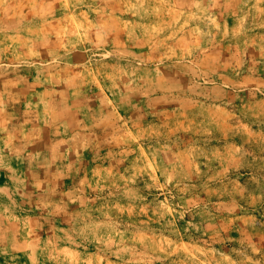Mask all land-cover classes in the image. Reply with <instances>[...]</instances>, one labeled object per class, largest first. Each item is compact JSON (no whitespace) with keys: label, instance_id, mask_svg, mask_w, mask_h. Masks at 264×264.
Masks as SVG:
<instances>
[{"label":"rangeland","instance_id":"1","mask_svg":"<svg viewBox=\"0 0 264 264\" xmlns=\"http://www.w3.org/2000/svg\"><path fill=\"white\" fill-rule=\"evenodd\" d=\"M0 264H264V0H0Z\"/></svg>","mask_w":264,"mask_h":264}]
</instances>
